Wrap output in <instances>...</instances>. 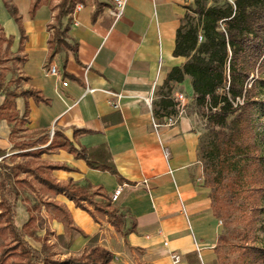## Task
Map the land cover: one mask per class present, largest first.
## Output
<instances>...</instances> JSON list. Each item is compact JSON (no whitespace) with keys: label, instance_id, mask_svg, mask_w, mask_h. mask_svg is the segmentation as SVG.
Instances as JSON below:
<instances>
[{"label":"crops","instance_id":"crops-1","mask_svg":"<svg viewBox=\"0 0 264 264\" xmlns=\"http://www.w3.org/2000/svg\"><path fill=\"white\" fill-rule=\"evenodd\" d=\"M12 1L23 15L28 36L23 50L18 51L16 26L10 31L4 29L7 35L15 36L12 50L27 58L19 63L20 74L29 77L24 87H34L50 100L36 103L32 97L28 99L27 129L21 135L29 138L47 134L48 141L39 144L41 148L50 144L56 130L77 146L106 145L118 174L91 168L84 159L60 148L41 158L73 168L52 172L60 182L72 179L81 185H101L111 198L121 186L122 192L113 204L126 216L120 232L106 215L98 213L95 221L67 196L39 187L19 196L17 224L21 227L28 220V207L32 205L28 200L35 202L43 196L65 204L74 224L87 235L68 230L43 207L50 228L64 235L61 242L55 236L51 239L61 257L101 245L112 251L114 264H191L190 253H196L201 264L215 262L221 220L213 213L210 188L200 180L199 116L188 107L176 124L169 125V116L154 114V102L159 100V90L169 72L187 59L174 55L186 0H125L119 18L114 15L118 9L114 0H86L83 8L73 13L69 30L71 42L78 46L77 56L72 50L62 51L50 64L57 66L59 74H52L46 67L48 24L59 0H47L34 18L29 14L31 0ZM4 7L0 2L2 26L11 24ZM173 90L184 93L189 103L194 94L191 77L174 83ZM17 108L22 115L25 98H17ZM155 122L160 126L155 127ZM16 140L22 138H11V124L0 118V149L6 150L0 161L22 151L14 146ZM173 254L181 257L178 263H174Z\"/></svg>","mask_w":264,"mask_h":264},{"label":"trees","instance_id":"trees-1","mask_svg":"<svg viewBox=\"0 0 264 264\" xmlns=\"http://www.w3.org/2000/svg\"><path fill=\"white\" fill-rule=\"evenodd\" d=\"M85 1L59 0L52 9L55 11L48 24L47 69L62 51L72 50L77 56L78 46L71 42L69 30L76 5ZM46 2L31 0L30 17L34 18ZM3 4L18 25L20 52L28 39L23 16L12 0H3ZM185 8L177 29L174 55L187 59L181 67L169 72L159 90V100L154 102V114L165 117L177 112L173 84L183 82L189 75L194 94L186 108L206 121L198 154L203 167V184L210 188L213 213L218 219L224 217L227 224L234 215L233 220L241 224V228H236L242 240L238 246L239 256L235 262L223 264H264V242H257L259 223L264 219V0H193ZM65 18L67 23H64ZM14 41L15 36L7 35L0 24V97H3L0 118L11 124V138H22L14 142L22 151L10 157L22 159L12 163L0 161V264H114L112 251L101 245L91 246L82 254L58 255L51 237L61 241L64 235H57L50 228L43 207L68 230L87 236L74 224L63 203L39 196L28 207V220L21 227L17 224L19 196L27 189L38 191L39 187L55 195L67 196L95 221H98V213L106 215L120 232H123L126 216L113 204L103 186L81 185L72 179L60 182L52 172L73 168L41 158L44 153L60 148L84 159L91 168L118 174L106 145L77 146L56 130L50 144L41 148L39 144L48 141L47 134L29 138L21 135L20 132L27 129L28 99L32 97L36 103H49L50 100L34 87L19 90L9 87L11 83L19 84L29 79L19 72V63L27 58L12 50ZM66 64L67 59L63 74H66ZM9 70L19 74L8 80ZM19 97L25 98L22 115L17 108ZM5 154L6 150L0 149V157ZM21 172L31 177L27 174L21 177ZM96 196L100 199H95ZM41 230L44 234H39ZM28 238L40 242L41 247L32 245ZM217 248L218 245L216 253ZM188 259L191 264H201L196 253L188 254Z\"/></svg>","mask_w":264,"mask_h":264},{"label":"rangeland","instance_id":"rangeland-1","mask_svg":"<svg viewBox=\"0 0 264 264\" xmlns=\"http://www.w3.org/2000/svg\"><path fill=\"white\" fill-rule=\"evenodd\" d=\"M0 2L3 3V0H0ZM186 2H187L186 6L193 3V1H190V0H186ZM4 10H5V14H6L5 17L7 16L8 18H10L11 24L10 25L3 24V27H6V30L9 29V31H10L12 28H14L13 26H16L17 36H18V40L20 43V32H19L18 25L16 24V22L14 21V19L12 18V16L8 12V10L6 9V7H4ZM8 64H10V66L12 67L11 62H9ZM7 74H8V78H12V77L18 75L19 73L9 70L7 72ZM24 85H25L24 82H21L19 84L18 83H13V84L11 83L9 85V87L19 90V89L25 88ZM2 100H3V97H0V102H2ZM200 117L198 118V121L202 127V132H206V129H205L206 128L205 127L206 121H204L203 118L202 117L200 118ZM21 159H22V157H16L14 159H9V161L12 163L14 161H19ZM26 174L27 173H25V172H21L20 176L22 177V176H25ZM28 177L30 178L31 174L28 175ZM203 179H204V176H203ZM26 191L28 192L29 190L27 189ZM26 191H24V192H26ZM95 199H97V198H95ZM28 203L32 204L34 202H33V200L29 199ZM233 216H232V221L230 222V224H227V221L224 217L219 219V220H221V222H219V225H220L222 231H221V234L219 235L221 237H220V239L218 238V242H217L218 248H217L216 254L218 255V258L215 262H210L209 264H223L225 262H231L232 263V262H235L237 260V257L239 256V253H240V249L238 248V246H239V244L242 243V240H241V236L237 234L236 228H241V224H239L235 220H233ZM39 233L44 234V230H41ZM257 236H258L257 242H264V219L259 223V229L257 230ZM51 239L55 240L54 236H52ZM29 241L35 247H37V248L41 247V243L33 240L32 238H29ZM59 241H58V243H59ZM211 241H213V240H210V241L207 240L206 242L212 243ZM58 250L62 251L63 249L59 248ZM209 250H210V248L206 249L205 253L209 254V252H210ZM206 257H208V256H206Z\"/></svg>","mask_w":264,"mask_h":264},{"label":"built area","instance_id":"built-area-1","mask_svg":"<svg viewBox=\"0 0 264 264\" xmlns=\"http://www.w3.org/2000/svg\"><path fill=\"white\" fill-rule=\"evenodd\" d=\"M114 2L116 3V5L118 7L117 12H115L114 15L116 16V18H119V17H121V15L124 12L125 0H114ZM81 8H83V4L82 3L76 5V10H80ZM201 39H202V36H200V40ZM48 71L51 72L52 74H59V70H58L56 65H51L49 67ZM65 84H67V82H65ZM174 99H175V101L177 103V105H176L177 112L175 114L170 115L168 117L167 124H169V125L176 124L178 118L183 114V112H184V110H185V108H186V106L188 104L187 97L182 92L174 93ZM154 126L158 127V126H160V124L155 122ZM52 134H53V131H52ZM167 155H168V152H167ZM200 180H203V175L200 178ZM121 192H122V187L119 186L114 191V193L112 194V200H117L119 195L121 194ZM173 259H174V263H178L180 261L181 257L178 254H173Z\"/></svg>","mask_w":264,"mask_h":264}]
</instances>
